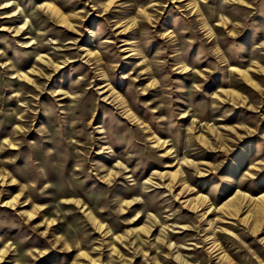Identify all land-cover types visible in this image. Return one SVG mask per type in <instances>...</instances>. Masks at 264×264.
<instances>
[{
  "label": "rangeland",
  "instance_id": "374dc122",
  "mask_svg": "<svg viewBox=\"0 0 264 264\" xmlns=\"http://www.w3.org/2000/svg\"><path fill=\"white\" fill-rule=\"evenodd\" d=\"M0 264H264V0H0Z\"/></svg>",
  "mask_w": 264,
  "mask_h": 264
}]
</instances>
